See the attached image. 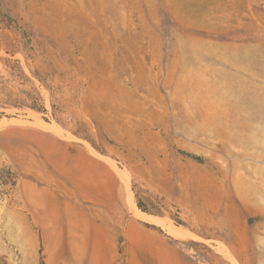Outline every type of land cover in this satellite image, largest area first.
<instances>
[{
    "label": "rangeland",
    "instance_id": "obj_1",
    "mask_svg": "<svg viewBox=\"0 0 264 264\" xmlns=\"http://www.w3.org/2000/svg\"><path fill=\"white\" fill-rule=\"evenodd\" d=\"M263 37L264 0H0V264H264V129L200 127L192 72L195 41ZM33 87L46 111L10 104Z\"/></svg>",
    "mask_w": 264,
    "mask_h": 264
},
{
    "label": "crops",
    "instance_id": "obj_2",
    "mask_svg": "<svg viewBox=\"0 0 264 264\" xmlns=\"http://www.w3.org/2000/svg\"><path fill=\"white\" fill-rule=\"evenodd\" d=\"M193 45L194 58L200 60L192 67L195 80L207 82L198 101L208 106L201 107L200 127H213L220 139L243 146L241 137L264 129V37ZM168 263L181 264L172 259Z\"/></svg>",
    "mask_w": 264,
    "mask_h": 264
},
{
    "label": "bare ground",
    "instance_id": "obj_3",
    "mask_svg": "<svg viewBox=\"0 0 264 264\" xmlns=\"http://www.w3.org/2000/svg\"><path fill=\"white\" fill-rule=\"evenodd\" d=\"M41 126L44 127L45 129L55 133V134L60 135V136H65V132H68L69 138L76 137L70 131L65 130L64 128H62L58 124H55V125L42 124ZM117 171H118L120 178L122 179V181L126 185L128 206H129L130 210L133 212L134 216H136L138 219H140L142 221L154 223V224H157L159 226L161 225V226L167 228L169 231V234H171L172 236H174L176 238H185V237L189 236V232L186 229H184L183 227L172 224L171 222H169L168 220H166L162 216L149 214V213L143 211L142 209H140L138 207L136 201H135L134 192H133L132 187H131V180H130L129 172L125 169H122V168H118ZM216 247H217L218 251L221 254H223L224 256H226L228 259H230L233 264H239V262L237 261V259L235 258V256L231 252V250L226 245L219 244Z\"/></svg>",
    "mask_w": 264,
    "mask_h": 264
},
{
    "label": "trees",
    "instance_id": "obj_4",
    "mask_svg": "<svg viewBox=\"0 0 264 264\" xmlns=\"http://www.w3.org/2000/svg\"><path fill=\"white\" fill-rule=\"evenodd\" d=\"M42 101H43V97H42L41 92L38 90L37 87H33V90L29 91L24 98H17V100H14V102L10 103V104L11 105H21V106H30L34 109L46 111L45 106L43 104H41ZM4 103L8 104V102H4ZM14 103H16V104H14ZM53 108H54V115L60 124H62L65 128H67L68 130L73 132V134H75L76 136L88 139L96 149L101 151V149L95 143V141L89 135H87L84 132L86 130V125L80 126L78 128H72L70 126V124L68 123V121L64 120L63 118H61L59 116V114H58L59 111H57V105L56 104H53ZM138 206H139V208H141L144 211H150L149 209L146 208V206H144L143 202L140 199L138 200ZM150 212H153V211H150ZM156 213H158V212H156Z\"/></svg>",
    "mask_w": 264,
    "mask_h": 264
}]
</instances>
